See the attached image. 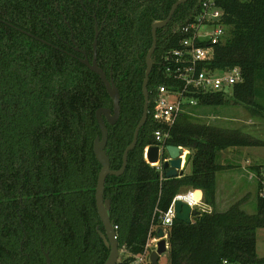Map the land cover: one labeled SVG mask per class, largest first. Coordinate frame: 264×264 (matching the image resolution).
Segmentation results:
<instances>
[{"label":"trees","instance_id":"1","mask_svg":"<svg viewBox=\"0 0 264 264\" xmlns=\"http://www.w3.org/2000/svg\"><path fill=\"white\" fill-rule=\"evenodd\" d=\"M175 1L0 0L3 264H45L41 245L49 252L51 264L104 263L108 249L93 228V194L100 164L93 155L92 141L99 132L95 110L111 105V100L99 76L65 53L64 50H73L63 40L69 42L72 29L78 47L91 56V14H95L98 24L103 23L97 60L106 69L112 65L120 92L121 119L108 127L107 145L111 168L117 169L142 114L141 84L145 55L152 43L151 24L164 19ZM200 1L187 0L177 7L172 22L179 26L178 30L157 29L149 86L170 82L162 56L179 45L183 38L180 27L198 13ZM214 1L222 10L221 21L227 33L223 41L215 44L206 67L239 68L242 80L234 84L229 95L234 102L245 104L251 114L264 118V0ZM225 96L223 92L197 95L200 105L227 103ZM161 126L149 114L137 145L128 153L125 172L108 175L105 181L111 215L118 225L119 240L126 247L124 262L143 252L151 226L152 234L163 227L160 215L175 195L200 189L202 202L211 209L200 210L190 223L173 219L166 229L167 264H222L223 259L264 264V257L256 254V233L264 228V196L259 195L264 165L252 167L258 181L254 213L241 207L248 194L223 210L215 206L216 172L233 167L219 161L222 151L237 146H264V141L239 128L207 124L192 114L181 113L166 143L182 146L191 158L187 171L166 178L163 169L149 165L143 158V147L156 142L153 132ZM44 158L46 165L42 163ZM42 170L53 179L41 177ZM19 195L23 197L22 207Z\"/></svg>","mask_w":264,"mask_h":264},{"label":"built area","instance_id":"2","mask_svg":"<svg viewBox=\"0 0 264 264\" xmlns=\"http://www.w3.org/2000/svg\"><path fill=\"white\" fill-rule=\"evenodd\" d=\"M221 20L222 10L215 1L201 0L198 13L191 21L180 27L183 38L180 39L179 45L168 49L162 56L165 73L170 77V82L158 85L156 97L149 111L151 119L162 125L153 132L155 144L160 150L165 147L170 128L179 115L184 112L190 114L188 109L200 105L198 94L223 92L228 95L231 94L234 84L242 80L241 71L237 67L221 70L206 67V62L213 57L215 44L223 41L227 33ZM156 167L158 168L157 165ZM260 174L259 195L264 196V169ZM197 190L200 189H189L185 193L175 195L167 209L161 213L160 218L165 234L166 229L175 219L174 200L177 198L185 200L192 207L197 208L202 202V193L198 199L195 198ZM152 231L151 226L141 254L128 262H124L122 257L120 260L117 259L115 264L150 263V252L156 248L158 241L156 234H152ZM222 264L238 263L223 259Z\"/></svg>","mask_w":264,"mask_h":264},{"label":"water","instance_id":"3","mask_svg":"<svg viewBox=\"0 0 264 264\" xmlns=\"http://www.w3.org/2000/svg\"><path fill=\"white\" fill-rule=\"evenodd\" d=\"M187 0H176L170 8V11L168 13V16L163 20H155L151 24L152 28V45L150 49L148 50L146 54V64L147 67L145 69V76L143 80V94H144V106H143V114L139 122L137 123L133 138L130 144L126 146L123 152L122 156V164L119 169H112L110 167V161L109 157L106 154L105 151V145L107 141V128L104 123V120L102 118V114H104L107 118V120L113 124L114 121L118 118L119 112H120V105H119V90L114 84L112 80H108L106 77L105 72L98 66L96 62V36L98 34V30H96L95 39L93 42V59L91 62H89L88 58L85 57L81 61L92 71L97 73L107 90L108 95L112 99L113 103V110L111 112V109L109 108H98L96 110V119L98 121L99 127H100V135H97L93 142V153L97 161L100 163V170L98 172L97 176V182L95 186V202H96V208L99 217L101 218V221L104 225L105 232L102 233L98 231L105 243V245L109 248V254L107 259L103 264H115L116 260L119 256V247H118V241L115 237V232L113 230V220L110 219L109 216V208H110V200L103 199V192H104V182L105 178L108 175H121L127 164V155L128 152L135 146L138 136V131L140 127L144 124L147 116V110H148V93L146 89V85L148 82V75L152 67V54L156 47V29L160 28L164 25H166L176 8L186 2ZM164 150L167 154V159L162 162V168L164 169V176L166 178H172L177 177L183 174L185 167L189 163V160L191 158V154L189 151H185L182 146L173 145V144H166ZM184 155V156H183ZM145 159L149 163H154L159 161V147L158 145H149L146 148L145 151ZM202 191L197 190L195 192V198L198 199L201 195ZM174 210H175V219L190 223L193 217L200 213V210L196 207H192L187 201L182 199H175L174 200ZM156 237L158 238L156 248L153 249L150 252L149 261L151 264H159L158 260L160 255L166 254L168 251V244H167V236L165 234V231L162 227H159L156 231ZM46 261L45 264H50V258L47 253H45ZM1 264V263H0Z\"/></svg>","mask_w":264,"mask_h":264},{"label":"flooded vegetation","instance_id":"4","mask_svg":"<svg viewBox=\"0 0 264 264\" xmlns=\"http://www.w3.org/2000/svg\"><path fill=\"white\" fill-rule=\"evenodd\" d=\"M171 8V7H170ZM177 9V8H176ZM170 11V10H169ZM175 12V11H174ZM169 13V12H168ZM174 14V13H173ZM92 15V18H93V27H94V35H93V39H92V53H91V56H89L83 49H81V48H79L78 47V44H77V42L75 41V39H74V32H73V30L72 29H70V34H69V42L68 41H66V40H63L66 44H67V46L68 47H70L72 50H73V52H71V51H66V50H64L65 51V53H67L69 56H72L73 58H76V59H78L79 60V62L81 63V64H83V65H85L81 60L82 59H84L85 57H87L88 58V60H89V62H91L92 61V59H93V42H94V39H95V34H96V30H98V34H97V36H96V47H95V49H96V62H97V64H98V66L105 72V74H106V77H107V79L108 80H112L113 82H114V84L116 85V80H115V76H114V71H113V68H112V65H110L107 69L105 68V66L104 67H102V66H100L99 65V63H98V55H97V41H98V36H99V34H100V31H101V29L103 28V23L102 24H98V20L96 19V17H95V14H91ZM168 16V15H167ZM166 16V17H167ZM165 17V18H166ZM172 17H173V15H172ZM172 17H171V19H170V21L166 24V25H164V26H162V27H160L161 29H163V31H167L168 29H171V30H173L174 31V29H179V26H176L175 27V24L172 22ZM164 18V19H165ZM63 19H64V21H65V23L68 25V27L69 28H71L70 27V24H69V21H68V19H66V16H64L63 15ZM161 20H163V19H161ZM155 21V20H154ZM157 29H159V28H157ZM157 29H156V47H155V50H154V52H153V54H152V60H153V62H152V67H151V70H150V72H149V75H148V82H147V85H146V89H147V93H148V110H147V116H146V120H145V122H144V124L140 127V129H139V131H138V136H137V141H136V144H135V146L137 145V142H138V138H139V133H140V130H141V128L148 122V120H149V111H150V109H151V106H152V104H153V101H154V99H155V97H156V91H157V87H158V83H154V84H152L151 86H149V79H150V74H151V71H152V69H153V66L155 65V59H154V54H155V51H156V48H157ZM23 32H25L26 34H28L29 36H32L34 39H36V40H39L40 42H42V43H44V44H46V45H50V46H53L50 42H48V41H46V40H44V39H42V38H40L39 36H36V35H33L32 33H30L29 31H26V30H23V29H21ZM151 33H152V28H151ZM152 41H153V37H152ZM151 45H152V43H151ZM151 45H150V47H151ZM56 48H59L60 49V47H58V46H55ZM150 47H149V49H150ZM148 49V50H149ZM61 50H63V49H61ZM148 50H147V52H148ZM76 52V53H75ZM80 54V56L78 55V53ZM147 52H146V54H147ZM86 66V65H85ZM87 67V66H86ZM146 67H147V64H146V55H145V68H144V76H145V69H146ZM88 68V67H87ZM89 69V68H88ZM90 70V69H89ZM91 72H93L94 74H96V75H98L97 73H95L94 71H92V70H90ZM99 76V75H98ZM144 76H143V80H144ZM99 78H100V80L102 81V79H101V77L99 76ZM143 80H142V84H141V92H142V95H143V106H144V94H143V89H142V85H143ZM102 83H103V81H102ZM103 85H104V83H103ZM116 87H117V85H116ZM104 88H105V91H106V93H107V90H106V87H105V85H104ZM118 88V87H117ZM119 90V89H118ZM107 95H108V93H107ZM108 97L110 98V96L108 95ZM110 100H111V105H104V106H100V107H98V108H102V107H104V108H109V109H111V112H112V110H113V103H112V99L110 98ZM119 105H120V92H119ZM97 108V109H98ZM96 109V110H97ZM96 110H95V113H96ZM142 114H143V109H142ZM142 114H141V117H142ZM141 117L139 118V120L141 119ZM102 118H103V120H104V123H105V125H106V128H107V141H106V145H105V151H106V154L108 155V152H107V145H108V139H109V131H108V127L109 126H114V125H116V124H118L119 123V120L121 119V107H120V112H119V115H118V118L114 121V123L113 124H111L108 120H107V118H106V116L104 115V114H102ZM95 120H96V124H97V126H98V130H99V132L97 133V134H95V136H94V138H93V141H92V152H93V142H94V139H95V137L97 136V135H100V127H99V124H98V121H97V119H96V114H95ZM139 120H138V122H139ZM137 122V123H138ZM137 125V124H136ZM136 125H135V127H136ZM135 127H134V130H135ZM134 130H133V133H134ZM151 137V135H150V133H149V138ZM132 138H133V135H132ZM132 141V139L130 140V142ZM130 142L128 143V144H130ZM127 144V145H128ZM155 143H153V144H147V145H145L143 148V158H144V160L146 161V159H145V157H144V152H145V150H146V148H147V146H149V145H154ZM167 144V143H166ZM126 145V146H127ZM156 145V144H155ZM126 146H125V148H126ZM135 146L132 148V149H134L135 148ZM166 146V145H165ZM124 148V149H125ZM165 148V147H164ZM164 148L163 149H159V161L158 162H154L153 163V166H158V168L157 169H163L162 168V162L164 161V160H166L167 159V154H166V151L164 150ZM131 149V150H132ZM130 150V151H131ZM129 151V152H130ZM123 152H124V150H123ZM128 152V153H129ZM93 155H94V153H93ZM122 156H123V153H122ZM95 157V156H94ZM108 157H109V155H108ZM97 160V159H96ZM109 161H110V158H109ZM53 162V161H52ZM127 162H128V155H127ZM147 162V161H146ZM42 163H43V165H46V163H47V160H46V158H44L43 160H42ZM148 164H149V162H147ZM100 164V163H99ZM121 164H122V162H121ZM49 165L51 166L52 164L51 163H49ZM110 167H111V164H110ZM120 167H121V165H120ZM119 167V168H120ZM126 167H127V164H126ZM100 168H101V166H100ZM119 168H117V169H119ZM113 169V168H112ZM100 170V169H99ZM116 170V169H115ZM125 170H126V168H125ZM125 170H124V172H125ZM164 170V169H163ZM32 171H34L35 173H37V171H35L34 169H32ZM46 172V170H42V171H39V175L41 176V177H45V175H47L46 177L48 178V179H53V178H51L50 177V175H48L47 173H45ZM99 172V171H98ZM123 172V173H124ZM122 173V174H123ZM121 174V175H122ZM97 176H98V174H97ZM115 176V175H114ZM118 176H120V175H118ZM107 178V177H106ZM106 178H105V181H106ZM42 180H44V179H42ZM45 181V180H44ZM96 182H97V179H96ZM95 186H96V184H95ZM19 192V191H18ZM42 195H45V194H42ZM93 196H94V200H95V187H94V194H93ZM18 199H19V202H20V207H22V205H23V202H22V199H23V197H21V195H19V197H18ZM103 199L104 200H106V199H109L110 200V208H109V216H110V219L111 220H113L114 222H113V230H114V232H115V237H116V239H117V241H118V247H119V256H120V253L122 252V250H121V248H124L125 246H124V244H122L121 242H120V240H119V232H118V225H116L115 224V220H114V218L112 217V215H111V198H110V196H108L106 193H105V182H104V192H103ZM95 210H96V218H95V224H94V226H93V228H94V231L96 232V234L98 235V237L101 239V241H102V243L105 245V243H104V241H103V239H102V237H101V235H100V233L98 232V231H100V232H102V233H104L105 232V230H104V225H103V223H102V221H101V218L99 217V215H98V212H97V208H96V202H95ZM105 247L108 249V254H109V248L105 245ZM40 248L42 249V253H43V256H44V258H45V261H46V257H45V253H47L48 254V256H49V252L48 251H46V250H44L43 249V246L41 245L40 246ZM21 249V248H20ZM119 256H118V259H119ZM107 257H108V255H107ZM107 257H106V259H107ZM49 258H50V256H49ZM105 259V260H106ZM117 261V260H116ZM105 262V261H104ZM1 264H3L2 262H0ZM23 264V263H22ZM50 264H51V258H50Z\"/></svg>","mask_w":264,"mask_h":264},{"label":"rangeland","instance_id":"5","mask_svg":"<svg viewBox=\"0 0 264 264\" xmlns=\"http://www.w3.org/2000/svg\"><path fill=\"white\" fill-rule=\"evenodd\" d=\"M227 98V103L221 104V105H206L204 107H196L193 109V112L200 113L201 116H196L197 119L201 122L211 124V125H216L224 128H239L242 131H249L251 127H255V125L258 128H253L257 129L259 132L262 133V137L260 138L261 140L264 141V118L260 117V120L257 124H251L253 126H250L249 123L245 122L244 119L240 117H246L248 114H251L248 107L239 102H234L233 98L231 95L225 96ZM253 115V114H252ZM242 146H237L233 148H240ZM245 147H254V146H245ZM185 151H188L187 149L184 148ZM261 151H256L252 156L251 159L259 157L261 160L256 161V163L264 164V149H260ZM223 152L222 155L219 158V161L224 164H231L235 166V159L231 157V155H225L224 157H231V158H226L224 159L223 157ZM263 158V159H262ZM149 165L153 166V164ZM156 168V166H154ZM240 188L243 186V183L239 185ZM245 186L248 187V190L245 192L248 194V198L246 201L241 205L243 209H245L249 213H254L256 211V183L255 180L253 179V183H245ZM238 196V195H237ZM233 196L227 197V202L230 200H233ZM232 198V199H231ZM241 198V197H240ZM234 201V200H233ZM227 207V206H226ZM225 209V208H223ZM122 252L120 253L119 260L123 257V253L126 254V247L121 248ZM256 254L259 257H264V228H260L257 230L256 233ZM159 264H167V258L166 254L160 255Z\"/></svg>","mask_w":264,"mask_h":264},{"label":"crops","instance_id":"6","mask_svg":"<svg viewBox=\"0 0 264 264\" xmlns=\"http://www.w3.org/2000/svg\"><path fill=\"white\" fill-rule=\"evenodd\" d=\"M206 105H198L195 107H192L188 109V112L190 114L196 116H201L200 113L193 112V109L196 107H204ZM245 120V122L249 123L250 126H253L251 124H257L260 120L258 116L248 114L246 117H240ZM256 125L255 127H251L249 131H244L246 133H249L257 138L262 137V133L259 132ZM260 149H264V146L259 147H240V148H233L229 147L225 150H223V157L225 155H231L232 158L235 159V166L227 169H223L221 171L216 172V191H215V206L218 210H223V208H226L230 203L233 202V200H237L240 197H243L246 195V191L248 190V187L245 186V183H253V179L256 183V190L258 189V181H257V174L252 169L254 165H264L260 163H256V161L261 160V158L256 157L251 159L250 156H252V153L256 151H261ZM226 157V158H231ZM224 157V159H226ZM263 159V158H262ZM188 170V164L184 169V172ZM243 183V186L240 188V184ZM187 192V191H185ZM184 192V193H185ZM257 194V192H256ZM238 195V196H237ZM233 196V200H230L227 202V197ZM231 198V199H232ZM197 209L199 210H210V206L201 202L197 206Z\"/></svg>","mask_w":264,"mask_h":264}]
</instances>
